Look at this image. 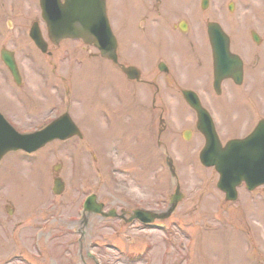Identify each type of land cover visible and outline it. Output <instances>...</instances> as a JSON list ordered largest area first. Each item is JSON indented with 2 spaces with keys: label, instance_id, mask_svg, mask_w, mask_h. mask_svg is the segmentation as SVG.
Segmentation results:
<instances>
[{
  "label": "rangeland",
  "instance_id": "obj_1",
  "mask_svg": "<svg viewBox=\"0 0 264 264\" xmlns=\"http://www.w3.org/2000/svg\"><path fill=\"white\" fill-rule=\"evenodd\" d=\"M144 1L115 0L113 6L111 2L110 15L112 14L117 22V28L121 18L120 13L124 17H130L131 14L128 15V11H134L133 4ZM15 2L16 0H4L3 9L0 7V19L3 21V26L0 27V48L4 46L17 51L19 66L25 69L26 75L22 78L21 87L23 91H19L18 96L25 99L22 98L23 106H19L18 102L13 99V94H10L9 98L6 96L7 94L3 93L2 90L4 88L8 90V86L4 83V75L1 72L0 107L4 114L13 119L16 125L21 128L29 123V121L23 120L24 118L27 119V115L35 118V122L40 121L43 115H39V112L47 108L56 97L52 82L64 81L74 89L75 101L71 104L70 111L74 121L84 134L83 142H79L89 145L96 152L100 151L99 148L103 146L106 150L109 146L111 147L110 154L107 156H102L104 155L102 154L101 157H98V165L101 169L100 181L91 171H85L86 157L77 144H71L66 149L74 155L77 165L82 168L79 169L75 178H71L68 169L69 157L64 152L54 156L49 163L39 159L32 165H27L17 158H13L12 154L0 163V184L4 185L5 188L0 190V221L11 224L23 219L22 224L18 225L15 236L20 242L21 250L30 254L31 250L33 251L31 237L34 230L40 226L41 211L39 210L50 199L47 186L53 184L55 177L53 169L56 166L59 167L57 175L63 179L65 190L59 198L57 209L54 211L57 215H54L57 219L61 217L63 222H68V217L76 214L78 200L96 182H99L98 191L101 199L110 202L111 205L118 199L124 200L127 207H134L136 203L146 198L154 200H151L149 205L155 207L157 197L168 198L174 188L171 187L172 181L168 180L167 173L164 174V181L156 183L153 180L155 174L152 171L142 172L139 168L133 169L135 165L133 160L130 163L132 171L125 176H118L120 181L108 171L106 166L105 160L113 158L116 163L113 167L115 170L118 164L124 162L126 151L133 155L140 147L142 150L138 158L143 157L146 153L142 164L145 161L151 162V164L156 162L157 164L155 149L150 145L147 132L145 135L140 133V142L136 145L129 142L132 139V134H134L131 128H138L136 125L140 124L142 120H146L145 108L137 105L138 103L130 91L131 87L139 90L141 88L128 84L110 63L96 59V50L87 48L82 43L68 42L59 47L50 45L51 54L47 55L45 59L38 53V67L33 65L30 60V53L26 49L28 48V41L24 32L27 31V22L33 20L38 13L33 9L34 5L30 0H20L21 4L19 3L17 9L10 6V3L15 5ZM165 3H168L177 13L185 8L186 3L189 4L190 8L193 7L190 0H164L165 10ZM192 13L195 14L194 11ZM128 21L131 22V18H128ZM117 33L120 43V57L125 61L137 62L144 69H152L155 58L163 52L165 37L132 38L135 31L131 23L129 28L127 26L119 27ZM194 36L192 35L191 39ZM134 39H137V46L132 45ZM178 50L182 53L181 68L186 73V84L191 87L200 85L207 89L210 84V70L203 42L197 43L195 51H189L181 44ZM243 50H247L245 45H243ZM66 51H69L71 55ZM64 53L69 54V58L73 54L81 53L87 55L91 60H88L86 64L77 65L71 61L68 62L69 58L62 60L61 54L64 55ZM184 58L187 59L188 66H186ZM197 61L200 64H197ZM45 64L46 67L54 71L53 79L46 82L49 86H45L44 76L37 71L38 68H45ZM255 79L248 77L251 82ZM263 82L264 76H258V80L254 82L247 94L237 96L238 100H244L241 101L240 106L251 100L255 102L258 108L264 107ZM104 104L109 106L112 114V120L106 125L100 117V108ZM181 112L182 106H179L178 113ZM129 115L132 116L131 119ZM173 116L170 118L171 122L175 120ZM148 118H151V114L148 115ZM178 119L180 120L181 117ZM114 144L120 146L122 156L118 157L112 153ZM129 144L133 147H129ZM150 146L151 148H149ZM178 147L184 154L183 156H176L178 163L183 161V157L198 160L197 154L191 155L192 150L185 145L179 144ZM14 155L21 157L19 154ZM127 160L129 161V158ZM187 161L180 163L181 169L186 171L181 180L186 198L178 205L173 218L167 223L169 229L142 232L135 228L131 230L130 227L122 224V228L118 227L121 233L116 234L111 228L112 223L116 224V222H103L100 217L93 216L90 217V237L99 239L102 243L113 242L126 252H138L147 243L149 249L147 259L150 264H264V188H260L254 195L248 194L244 189L241 191L237 203L225 202L223 195L215 188L218 175L204 168L191 169L189 167L187 169L184 166ZM152 191L156 192L155 196ZM36 200L43 203H38L40 206L36 212H27L34 208L33 202ZM219 201L223 204L220 205ZM14 206L17 212L13 210ZM157 208L165 209L166 206L160 204ZM11 209L13 213L10 214ZM50 214L46 213L45 215ZM62 221L57 220L58 223L52 227L55 226V229L62 227L61 230L64 232L65 226L62 225L66 224ZM0 233H2L1 229ZM71 238L72 236H66L50 242L47 235L43 236L42 242L48 257L40 261L39 264H65V258L62 257L61 251L68 247L70 244L68 240ZM3 242L4 239L0 237V254L2 255L5 245L6 252L3 258H6L8 253L13 252V247L6 241L2 246ZM70 250L74 251V247H70ZM69 252L65 253L69 254ZM100 254L102 258L105 256L107 259L115 261L116 264L123 262V258L118 262L120 255L115 250L102 248ZM51 257L53 263H51Z\"/></svg>",
  "mask_w": 264,
  "mask_h": 264
},
{
  "label": "flooded vegetation",
  "instance_id": "obj_2",
  "mask_svg": "<svg viewBox=\"0 0 264 264\" xmlns=\"http://www.w3.org/2000/svg\"><path fill=\"white\" fill-rule=\"evenodd\" d=\"M155 1L156 2H160L161 0H155ZM227 1L228 0H198V5L197 4H193V5L194 6L197 5L199 7L200 6H206V5H208L207 6V9L204 10L205 13L208 14L207 19L208 18H211L213 16L224 18L223 15H224V12H225V6L227 5L226 4ZM259 2H260V0H243V4L236 3L234 5V7H233L234 8L233 13L234 14L236 13V8H237L238 9V17H239V21H240L238 23L239 24H242L241 27L246 28L247 25L260 26L261 20H259L258 17H256V14H255L254 8H253V6L256 5V4H258ZM244 3H245V5H244ZM231 6H232V2L230 4V6H229V9H230ZM153 7H154L153 10H156L161 16L164 17V19H167V20H170L171 21V18L169 17L170 14L168 13L167 10H164V9L161 10L159 3L154 4ZM207 19L204 22L209 21ZM143 21L146 22L145 19H143ZM154 24H157V23H154ZM173 26H175V25H173ZM263 42L264 41H263V39L261 37L260 38V43L257 44V45L259 46ZM252 46H254V45H252ZM238 49H239V47H238ZM237 54L244 61V79H243V83H244V81L246 79V68H245V60H244V56L245 55H243L242 52H237ZM253 55H255V50L252 53L251 52L246 53V56H253ZM172 63L174 64V62H172ZM133 64L138 65L135 62H131L129 65H133ZM197 64H200V62L197 61ZM169 65H172V64H169ZM157 69L158 70L156 71V69L154 68V65H153L152 69H142L140 78L139 79L137 78L138 81L139 82H146L152 88V87L155 86V84L154 83H150V81H145L141 77L144 78L145 76H151V77H156L157 76L160 79V81H162L165 84L166 90L173 89V90L183 91L184 89H189V90H192V91L198 93V91H201V90H204L205 89V88L201 87L200 85H198L196 87H191V86L186 85L187 88H182L181 87L182 85H181L180 81L181 80L182 81H185V76L181 72L170 71V68L169 69L167 68L166 71H164V70L162 71L158 65H157ZM165 76H166V78H165ZM127 80L134 81L133 79H128V78H127ZM210 80H211V84H209V88L213 89V83H214L213 71H212V74L210 76ZM198 83H200V80H198ZM235 83L236 82L234 81V79L227 78L221 84V92L224 91L225 89L229 91L228 94L226 93V95L223 96V98H222L223 101H221L222 104L227 105V108L228 109H227L226 112L230 111L231 106H232L231 104L234 103L235 100H236V97H235L234 92L232 90L235 86H238ZM241 85H239V86H241ZM155 91L157 93H158V91H160V89H159L158 86L155 87ZM209 95H210V98H211V100L213 102H216L217 101L215 99V97L213 96L212 93H209ZM199 96H200V94H199ZM200 99L202 101V104L208 109L209 112L212 113L211 108L205 104V102L203 101V99L201 97H200ZM224 100H225V102H224ZM151 105H153L152 106L153 109H157V108H161L162 109L163 108V106L161 105V103H157L156 94H155V96L153 98V101L151 102ZM234 109L235 110H238V112L240 113V110L241 109H239L238 106L236 108H234ZM238 112L237 111L229 112L228 113L229 119H235V118H237L238 117V115H237ZM159 116H161V115H159ZM193 116H194V114H191L188 117L190 120H192V122L196 118V116H195V118L193 119Z\"/></svg>",
  "mask_w": 264,
  "mask_h": 264
},
{
  "label": "water",
  "instance_id": "obj_3",
  "mask_svg": "<svg viewBox=\"0 0 264 264\" xmlns=\"http://www.w3.org/2000/svg\"><path fill=\"white\" fill-rule=\"evenodd\" d=\"M2 150H5V148H2ZM209 159H211V161H213V157H212V156H209ZM219 168H220L222 174L225 175L226 170H225V168L223 167L222 163H220Z\"/></svg>",
  "mask_w": 264,
  "mask_h": 264
}]
</instances>
